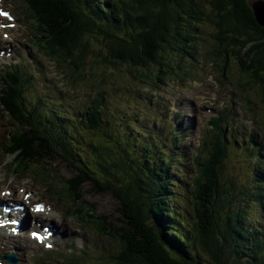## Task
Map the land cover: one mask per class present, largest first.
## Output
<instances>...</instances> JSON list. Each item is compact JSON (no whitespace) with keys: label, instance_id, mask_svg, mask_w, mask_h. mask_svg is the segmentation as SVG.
<instances>
[{"label":"trees","instance_id":"obj_1","mask_svg":"<svg viewBox=\"0 0 264 264\" xmlns=\"http://www.w3.org/2000/svg\"><path fill=\"white\" fill-rule=\"evenodd\" d=\"M33 1L37 12L50 14L40 20H47L46 29L57 36L65 53L73 47H99L101 60L92 67L99 65L95 73L109 80L115 78L112 67L125 68L134 79L149 78L150 83L173 74L172 60L185 64L193 47L200 44L199 32L211 26L218 43L212 53L223 52L226 65L231 57L232 65L240 66L264 96V28L254 16V0ZM55 46L53 52L59 53ZM100 115L104 114L90 111L80 134L95 155L79 157L77 169L66 164L74 178L65 179L63 174L57 178L66 189L72 184L70 191L77 198L90 202V208L83 209L97 222L101 234L118 245L116 264H264V239L254 226L262 218L256 220L245 205L258 203L264 210V178L256 180L258 176L251 174L256 182L243 188L246 184L227 176V155L220 147L200 171L188 206L192 213L186 216L176 208L179 198L169 181L162 183L150 172L144 175L145 162L153 156L143 147L138 151L135 140L124 134V118L113 115L107 120ZM28 140L34 151L22 139L15 148L24 149L30 164L41 163L46 174L59 173L54 161L63 159L48 139L45 144ZM77 171L86 174L82 177ZM86 187L93 195H112L123 217H112L109 210L98 212Z\"/></svg>","mask_w":264,"mask_h":264},{"label":"rangeland","instance_id":"obj_2","mask_svg":"<svg viewBox=\"0 0 264 264\" xmlns=\"http://www.w3.org/2000/svg\"><path fill=\"white\" fill-rule=\"evenodd\" d=\"M7 1H8L9 6L11 7L15 6L16 4L18 8L17 13L19 14L20 18L24 22H26L28 43L30 46V49L28 51H25L27 55H29L30 53H33V51H36V50L40 51V47H41L40 52L42 54L43 60L47 61V58L43 54L44 53L43 48L46 50L47 53L51 54L53 51V45H56L55 46L56 50L59 53L56 54V56L54 55H51V56L53 57V59H55L58 66L65 64V61H67L66 55L68 58L74 59L78 61L79 63H80V60L83 61V63L85 61L82 67L78 68L77 70L73 72H71V69L67 68V65L65 64L63 65L64 66L63 70L59 73V76L66 75V79H65L66 86H69L70 88L74 90L78 89L77 95L75 94L77 96L76 99H80L81 97H83L85 95V94H82L83 91H87L90 88H94V89L108 88V90L112 91L115 88V86L118 87L117 83L126 84L128 80H130V82L134 84L135 86L134 88H137L138 86L140 87L143 86L142 84L141 85L135 84L134 82L135 80L133 78L136 76L135 75L132 76V73H128V71L125 68H121V70L117 71V69L112 67L111 73L114 74L115 78H112L110 80L105 75H100L99 73L96 74L95 73L96 68L100 69L101 67L99 65L95 66L96 68L94 66L92 67V63L93 65H95L97 59L101 60L100 58H101L102 51L99 49V47H95L92 45L91 47H83V48L73 47L71 51L69 49H66L67 51L65 53V51L62 50L64 45L62 44L61 46L59 40L56 39L57 38L56 35H54L53 33H50L49 30L46 29V33L43 32L46 37V40H45L42 38L43 33L36 26V24H38V25H42L46 27L47 20L45 22H42V21H38V19H44L45 17H48L50 15L49 13H45L42 10H39L37 12L35 9L30 11L26 0H4L5 4L7 3ZM21 25H22L20 26L21 29L25 31L23 22ZM204 29H205V34L203 36V40L201 41L200 49H198L197 52L201 54L204 52V55L201 58V62L206 63L208 65V69L212 70L213 76L207 79V84L217 83L219 97L220 98L226 97L223 100L227 102H228V99H231V97L230 98L227 97V93L230 92V90L233 93L238 91L240 93L241 99H238V97L236 98L232 97V99L235 100L236 104L242 107V112L245 111L246 113L250 115L252 120L253 118L258 119V121H260L262 125V129L264 130V96H263V93L259 90L257 86L253 84V82H251L250 78L246 76V74L240 69V66L236 64L231 66L235 62L233 61L231 57L229 60V64L226 65V61H227L226 55L223 52L222 53L218 52L217 59L215 61H214L215 53H212V63H210L211 56L208 54L207 51L211 49L213 51L215 48H218V43L215 42L213 38L210 39L208 37H205L208 35V33H212L213 28L211 26L206 25ZM18 33H20V31H18ZM41 40L47 41V44L45 46H42L43 44L40 42ZM16 44H23V41L19 38V35L17 34V32H15V37L11 45H16ZM195 49L196 48L193 47V53L195 52ZM14 52H15L14 48L11 49L9 52L6 51V54H9L7 55V57L10 56V54ZM7 57H5L4 59L2 57L0 58V72L1 70L3 71L6 70V66H9L11 63H17L20 60L19 56L13 55V57H10V58H7ZM25 63H27V61H25ZM45 65L47 66L45 70H49L50 72H52V67H51L52 63L50 64L48 62ZM171 65L176 68L177 66H183L185 64L184 63L181 64L179 62V59H173ZM88 71H91L90 74L88 73ZM191 71H196V68L193 67ZM180 73L183 74V72H180ZM197 75L202 76V73L200 71H197ZM102 77L106 78L109 81H105ZM225 77L229 78L230 81H228L227 83L223 82L222 80ZM170 79H174V81ZM175 79H178V76H172L171 73H166L165 75H163V79H162V80H165V83L163 81L158 83L157 92L161 93V95L170 102L171 104L170 106L172 107V110L169 109L165 111V113H158V116L162 117L164 120L166 119V117L170 116V112L171 114H173L172 112H175L173 101L176 99V94L179 97V101H187L189 104H191V96L189 95L188 92H186L184 86L180 85ZM193 79L194 77H190L189 81L191 82ZM220 80L224 84H221ZM158 81H161V80H158ZM169 82H172V83L169 84ZM162 83H164V85ZM1 85L2 83H1V78H0V92L2 91ZM204 85H206V83ZM4 86H5L4 88H6L7 85H4ZM138 90L142 92L144 91L143 89H138ZM140 97L142 98L141 95ZM183 97H186V99H183ZM135 101H136L135 98H133L130 102L132 103L133 107H134ZM227 102L225 104H221L218 106H215V104L211 107L208 106L207 104L205 106L206 108H208V111H210V116H214L216 115V111L217 110L219 111L222 105H227ZM246 107H248L249 111H247ZM177 108L183 109L182 106H177ZM186 112L187 113L181 115L180 119L176 122L175 125H178L181 122L185 124V127H187L188 125H191L189 123H191L193 120H192V115L190 114L189 106L187 107ZM200 112L202 113V111ZM166 114H169V115H166ZM204 117H206V115ZM0 122L2 125L0 126V180L3 178V176H6L5 181H4L5 188L9 187L8 186L9 180L11 178V182H12V179H14L15 180L14 185L17 187L35 189L37 193L38 192L40 193L39 195L42 197V199L48 203L49 208H52L53 211L56 210V214H57L56 218L68 217L67 221L69 222L70 225L76 226L77 224H81L85 227L92 229V230L90 229L88 230V238H89L90 243H92L93 240L98 241L99 243L101 241H104L107 244V247L111 249L113 246H116L117 245L116 242L110 239L109 237L103 236L102 239L97 237L98 236L97 232L98 231L100 232L97 222L94 220V218H92V216L87 212L86 209L85 210L83 209V206L90 208L89 206L90 202L88 203V201H85L83 199L80 200L79 198L75 196V194H72L70 191L72 184L67 185L68 189H66L61 183L58 182L59 180L57 178L58 174H60V177L63 174L65 176V179L66 178L68 179L70 177L72 178L75 177L73 173L70 172V169L66 167V164L63 162V160L61 159H59V161L56 160V164H58V166L56 167L59 170H61L59 173H55L53 171L51 172L49 170L50 171L49 177H45L42 180L41 177L39 176V173H37L36 171H33V168L28 166V165H34L35 163H31V164L28 163L30 159H27V153H25L26 159H27V162H26L24 161L25 159L23 157L25 156L23 154H20L19 157H14L13 152L11 150H8V152L4 150V148L6 149L10 148V147H7L6 145L7 141L9 140V134H15L18 128L15 129L14 127L11 126L12 122L10 121V112L8 111V109H6L3 106L1 99H0ZM205 122L206 121H204V123ZM198 137H199V134L196 133V144H198V141H197ZM189 142H192V141L191 139L189 140L187 138L185 140V143H186L185 145H188ZM5 152H6L7 157H5ZM214 152L216 153V151ZM8 155H11L12 158L8 157ZM240 155L244 157L242 154ZM199 157H200L201 162H203V160L207 161L206 156L203 154V149L200 150ZM23 162H26V164L28 165L25 164V166H22ZM233 163L235 165H233ZM249 167H250V164L247 165L245 161H242L240 157L236 156L235 158H233L231 162H228V161L226 162L225 169L227 171L228 177L235 178L238 181L245 182V180L247 179L249 180V178L247 177V175H249V173L247 172ZM193 169L194 170L191 169L190 176H195L196 174H198L197 169L194 167ZM11 172H14L15 174H11ZM252 173L258 176L257 170L252 171ZM26 174H28L29 176L36 174L39 180H34L33 178H26L24 177V175ZM51 175L56 176L57 179ZM259 179L262 180V177L260 176ZM39 181L44 186H41ZM86 190L92 196H94V198L91 197V199L93 200V203L96 204L98 208V212L103 213V210L106 212L110 208H113V211H115L114 214L116 218H120L117 212L118 211L117 203L111 197L112 195L108 194V197L101 196L99 194L93 195V192L90 191L89 187H86ZM262 195H264V193ZM192 200H193V197H192ZM245 205H246V209H251L250 213L254 214L253 217L256 220L259 216L262 218L260 219L261 220L260 223H256L254 226L255 227L260 226L263 230L261 233V236H264V226H263L264 225V214L262 212L261 206L258 203L257 204L245 203ZM79 206L81 209L79 208ZM178 207L180 208L178 209L179 211L181 212L185 211L183 210V206L181 204ZM72 214H74V216ZM8 244H9V241H8ZM96 249L97 248H91L88 253L92 251H93L92 253H94ZM99 249H103V248H99ZM90 256H91L90 254H87L86 258H89ZM86 264H96V263L86 262Z\"/></svg>","mask_w":264,"mask_h":264},{"label":"bare ground","instance_id":"obj_3","mask_svg":"<svg viewBox=\"0 0 264 264\" xmlns=\"http://www.w3.org/2000/svg\"><path fill=\"white\" fill-rule=\"evenodd\" d=\"M28 1H30V3L32 4V6L34 7V1L33 0H28ZM107 23H108V20H107ZM2 56V53L0 54V57ZM50 59H52L53 60V63H52V71L54 72V73H56V74H58V73H60L62 70H63V65L64 64H62V65H60V66H58V64L56 63V61H55V59H53V57L50 55ZM23 60H26L27 61V63H25L26 64V66H27V68H29L30 70H32V69H34L35 68V71L37 72V77L41 80V82L43 83V84H45V79L47 78V80H48V82H49V87L52 89V90H55V88H54V86H53V84L49 81V79H48V77H46V72H45V67L42 65V63L38 60V59H36L35 57H32V56H30V55H27V57L25 58V59H23ZM83 64H81V66H82ZM29 77L30 76H23V80H24V83H25V85H26V87L29 89V88H31L32 87V85L30 84V81H29ZM5 87V86H4ZM0 94H3V92H0ZM44 98V97H43ZM189 106V110H190V112H192L193 111V109H192V106H191V104H189L187 101L185 102V107H188ZM192 128H194V125H188L187 127H183V130L185 131V132H189ZM187 138L189 139L190 137H189V134H188V136H187ZM229 138V140H231V141H234V140H236V138L235 137H228ZM6 145H7V147H10L11 149H14L15 148V143H14V141H12V139H11V137L9 136V140L7 141V143H6ZM4 150L5 151H7V149L6 148H4ZM72 150V149H71ZM71 150H69L68 151V154L70 155V153H71ZM190 153H191V151L190 150H188V149H184V154H183V156L184 157H188L189 155H190ZM8 157H11L12 158V156L11 155H8ZM189 158H191V156H189ZM157 159H158V157H157ZM40 173L42 174L43 173V171H40ZM172 177H175V176H173V175H171ZM47 177H49L48 176V174H47ZM187 179V175L185 176V180ZM41 184V183H40ZM41 186H44V185H42L41 184ZM192 186H194V187H196V185H194V184H192ZM2 208V207H1ZM45 217H47V219L48 218H50V216L49 215H45ZM26 224V226H28V222H26L25 223ZM52 232V231H51ZM1 236H4V234H2V233H0V237ZM12 237V236H11ZM0 241H2V239L0 238ZM19 252V251H18ZM117 255V254H116ZM90 258H92V259H97V260H99V259H101V258H103L102 256H99V255H94V256H90ZM71 264H80V262L77 260V259H74V260H71Z\"/></svg>","mask_w":264,"mask_h":264},{"label":"water","instance_id":"obj_4","mask_svg":"<svg viewBox=\"0 0 264 264\" xmlns=\"http://www.w3.org/2000/svg\"><path fill=\"white\" fill-rule=\"evenodd\" d=\"M251 7L253 9L254 12V16L257 20V22L259 23V25L264 28V0H254L253 3H251ZM112 210V211H111ZM110 215L112 217H115V214L113 211V208L109 209ZM120 218L123 217L120 212L118 213Z\"/></svg>","mask_w":264,"mask_h":264}]
</instances>
